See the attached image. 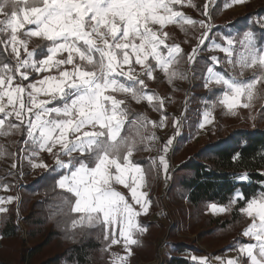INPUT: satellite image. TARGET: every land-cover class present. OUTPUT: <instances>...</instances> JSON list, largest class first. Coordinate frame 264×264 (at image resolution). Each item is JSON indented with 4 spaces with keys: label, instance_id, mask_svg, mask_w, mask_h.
<instances>
[{
    "label": "snow or ice",
    "instance_id": "snow-or-ice-1",
    "mask_svg": "<svg viewBox=\"0 0 264 264\" xmlns=\"http://www.w3.org/2000/svg\"><path fill=\"white\" fill-rule=\"evenodd\" d=\"M245 2L231 0L225 7ZM185 3L193 6L191 0H0V136L22 134L19 159L33 169L48 167L39 160L41 153L52 156V171L58 174L55 187L68 194L60 197L59 207L78 214L72 217L73 228H99L107 242L104 250L123 244L125 255L113 254L112 264H128L132 246L140 243L137 237L147 231L137 220L151 206L142 190L147 171L132 157L140 150L138 143L156 136L136 137L148 123L163 126L166 119L159 125L142 115L130 119L126 99L120 97L146 100L154 110H162L164 99L146 91L145 79H155L157 71L169 84L187 78L173 67L184 54L178 44L167 42L165 28L179 25L185 33L186 25L204 29L187 55L194 64L212 26L186 16L180 10ZM209 6L205 3L202 15L210 20ZM256 23L264 27V17ZM33 38L46 42L38 46L39 53L29 49ZM222 40L206 49L223 53L225 59L213 55L206 64L203 86L211 92L215 84L221 91L204 112L200 128L212 122L217 106L237 115L264 96V43H258L251 30L238 41L231 35ZM224 64L228 67L217 70ZM245 73L251 75L245 79ZM172 142L169 138L159 151L166 154ZM143 150H152L151 145ZM158 160V166L155 159L151 165L167 173L165 155ZM248 179L247 174L237 177L241 183ZM12 199L0 198V204ZM241 201L239 211L250 221L242 235L254 243L228 249L237 252L236 258L194 256L195 264H264V186L251 196L237 190L227 205L212 203L210 208L213 214H224ZM5 211L0 207V213Z\"/></svg>",
    "mask_w": 264,
    "mask_h": 264
},
{
    "label": "trees",
    "instance_id": "trees-1",
    "mask_svg": "<svg viewBox=\"0 0 264 264\" xmlns=\"http://www.w3.org/2000/svg\"><path fill=\"white\" fill-rule=\"evenodd\" d=\"M225 1L215 0L211 11L216 29L230 27L242 31L251 26L257 30L254 19L264 15V4L247 10L234 21L218 23L216 9ZM204 4L205 0H194V6L199 11H203ZM45 43L35 44L37 53L40 51L38 46ZM196 67L195 62L193 70ZM185 118L188 116L185 115ZM189 138L182 131L168 152L173 170L168 171L171 183L167 196L179 216V227L181 231L187 230L194 235L196 240L227 228L235 231L238 237L249 222L239 211L243 201L234 205L224 217L212 218L204 212L212 203L227 205L237 190L251 196L264 186V109L250 123L242 120L234 126H215L206 133L201 145H192ZM20 140H24L23 135ZM53 168L49 167L19 184L16 203L0 213V264H61L63 261L67 264H99L96 255L107 243L103 233L99 228H73L72 217H78V214L70 213L67 207H59L62 204L60 197L68 194L55 187L58 174L52 171ZM146 171L150 174L149 168ZM241 174H247L248 181H238L237 177ZM177 193L180 199L176 198ZM149 226L153 224L149 223ZM21 229L25 230L27 243L31 242L29 247H26ZM152 233L149 232L147 237H151ZM175 236V230L171 229L168 238ZM10 241L16 245L13 249L15 261H7L2 255L7 253L6 245ZM173 246L176 254H202L194 239H178ZM168 264L189 263L172 258Z\"/></svg>",
    "mask_w": 264,
    "mask_h": 264
},
{
    "label": "rangeland",
    "instance_id": "rangeland-1",
    "mask_svg": "<svg viewBox=\"0 0 264 264\" xmlns=\"http://www.w3.org/2000/svg\"><path fill=\"white\" fill-rule=\"evenodd\" d=\"M205 3L210 4L208 8L210 20L208 17L202 15L203 11H199L195 8L194 0H191V5L193 6H189L188 3H185V5L180 9L186 16L197 21L204 20L206 23H210L212 26L209 39L205 41L195 59L198 69L196 67V69L193 70L194 64L188 63L187 55L192 52L193 48L197 47L198 38L201 36L204 29H202L199 25L194 27L186 25L184 26L187 33L186 34L185 31L181 30L179 25H169L165 28V31L169 35L167 42L169 44H178L184 54V58H182L179 63L173 67L180 72L186 73L187 78L176 79L172 84H169L163 73L157 71L154 73L155 79H145L147 84L146 91L149 93H155L157 96L164 99L163 109L154 110L148 105L146 100L137 103L130 96L120 97L126 99V107L130 112V119L131 117L142 115L143 117H146L148 121L155 122V124L159 125L161 119L166 117V119H164L163 126L153 127L152 123H148L146 128H141L139 130V135L136 137L138 141L141 137L151 136L153 134L154 128L155 136L157 137V144L160 146V149H162L163 145L169 138H172L173 140L172 144L169 146V150L171 147H174L177 142V138L180 136L182 131H185L187 137H190L189 142L192 145H201L205 140L206 133L211 131L215 126H234L242 120L250 123L256 117V115L262 109H264V106L262 107V105H264V99L262 97H259L253 101V107L251 109H239L237 115H230L221 106H217L214 110H212V122L206 124L204 128L199 127L200 123L202 122L204 112L206 109L211 107L210 102L214 100L216 94L221 91V89L215 84L211 85V92L203 86L204 81L202 77L206 70V64L210 63L209 58L213 55L219 57L221 60L225 59L223 53L219 51H208L206 50L207 47L212 43V41L223 44L222 36L231 35L234 36L238 41L245 30L253 31L258 43H261L264 40V27H260V25L256 23L258 17L254 19V27L257 30L251 26L244 28L242 31H238L237 29L230 27L216 29L215 27L217 26H215L216 24L213 23L211 15L215 0H205ZM230 3L231 0H226L220 6V8L216 9V22L220 23L224 20L227 22L234 21L238 17L245 14L247 10H253L259 5H262L261 2L260 4L258 3V0H246V2L243 4H235L230 7H225V5ZM230 12L231 14H229ZM136 67L137 69L139 68V66ZM227 67L228 65L224 64L221 65L217 70L222 71ZM250 75L251 73H245L244 78L247 79ZM141 78L143 79L144 77ZM194 94H196L198 97H194ZM205 101H209V103L206 104ZM185 115H187L188 118H185ZM176 121L179 123L176 124ZM126 131H128L127 126ZM135 134V131H133V135ZM20 135V133H15L8 136H0V198H2L4 201H7L9 197L13 198L11 202L0 204V207L4 209H7L12 203H16L18 198V192L16 191L19 184L30 180L33 176L45 172L49 166L55 167L52 156H50L47 152L41 153L39 157V160H42L48 165L46 169H33L27 160L20 161L19 149L22 147L20 143L21 140H19ZM149 142V140H144L143 143H138V148L140 150L136 151L135 153L141 152L143 155H147V162L148 160L151 162L152 159H155L157 166L159 165L158 157L160 155H165V159L168 164L167 173H165L162 166L157 168V166L152 165L154 176L152 177L151 175V179L147 180L146 187L142 189L148 194V199L151 201V205L153 204L156 206V209L153 210L152 208V211L150 210L151 208H149L148 220L159 224L162 227V231L159 235H154L153 237L152 235L154 233L151 231L150 233H152V238L147 237V231L144 234L139 235L137 239L140 241V243L139 245L132 246L133 254L129 258L128 264H168L172 258H180L188 262L190 257L188 252L176 254L173 246L174 241L183 238L194 239L196 241V246L202 251L200 258H213L214 256H222L224 260L237 257V252L235 250L228 251V249H234L240 244L254 243V241H251L242 235L243 231L237 237L235 231L228 228L221 230L219 229L215 231L214 235L202 238L200 240H196V237L194 235H190L187 230H184L185 232L181 231L180 227L176 226L177 222L179 221V216L172 207L168 196H164L165 188L171 183V173H168V171L172 168L170 156L168 155L169 150L166 154H164L162 151L152 152L150 150H143L145 146L149 145ZM64 159L66 160L67 157H64ZM39 160H37V162H39ZM13 163H16L17 167L13 168ZM155 172L163 174L161 180H159ZM156 185L159 187L158 190H156ZM4 186H7V190H5ZM123 190L126 191L127 189ZM128 198L130 200V196ZM176 198H181L179 193L176 194ZM136 207L138 210L139 206ZM227 213L221 217L226 216ZM204 215L207 216L206 209ZM140 216L144 215L141 214ZM171 220L174 221L172 225L170 223ZM145 223H147V219ZM249 223L250 221L248 224ZM19 224L22 228L23 226L21 223ZM173 225L175 226L172 228ZM171 228L173 230L180 231H178L177 236L174 238H167L165 234H167ZM21 230V235L26 241V247H29L31 242L27 243L28 238L26 236L25 230ZM6 246L8 249L7 253L4 252V254H2L4 259L7 261H15L16 255H13V249L16 246L15 243L13 244V241H10ZM104 249L98 252L96 255L99 264H112L113 254H119L121 256L125 255L122 243L113 245L107 250ZM9 250L13 251L9 253ZM188 263L195 264V262L190 261ZM61 264L67 263L63 261ZM212 264H219V261L215 263V261L212 260ZM244 264H247V260H244Z\"/></svg>",
    "mask_w": 264,
    "mask_h": 264
},
{
    "label": "crops",
    "instance_id": "crops-1",
    "mask_svg": "<svg viewBox=\"0 0 264 264\" xmlns=\"http://www.w3.org/2000/svg\"><path fill=\"white\" fill-rule=\"evenodd\" d=\"M260 2L262 3V4H264V0H258V3L260 4ZM242 8H244V7H242ZM229 14H231V12L229 13ZM261 17H264V15L263 16H261ZM264 30V29H263ZM264 32V31H263ZM264 38V37H263ZM42 42H45V41H43L42 39H39V38H33L32 39V41L30 42V44H29V48L32 50V49H35L36 50V48H35V44H40V43H42ZM261 43H264V40H263V42H261ZM262 98L264 99V96H262ZM264 105H262V107H263ZM125 133H127V131H126V129H125ZM21 137H22V134L19 136V140L21 139ZM137 154V155H136ZM132 159L135 161V162H138V163H140V164H142L143 166H144V168H145V170L146 169H148L149 168V172H150V174H148L147 173V175H146V183H147V180H150L151 179V175H152V177L154 176V171H153V166L151 165V163H150V161L148 160V162H147V155H143V153H141V152H139V153H134V155H133V157H132ZM171 160V159H170ZM171 166H172V168H171V170H173V163L171 162ZM50 165V164H49ZM49 167H52V166H49ZM117 188H118V190L119 191H121L122 193H124L126 196H128V190H126V191H124L123 189V187L122 186H117ZM159 189V187L156 185V190H158ZM61 190V189H60ZM210 205L211 204H209L208 206H207V208H206V214H207V216H210V217H213V218H219V217H221L222 215H224V214H213V212H212V210H211V208H210ZM151 209V211H152V208H153V210L154 209H156V206L155 205H151V207H150ZM7 210V209H6ZM148 217H149V214H147V215H144V216H139L138 218H137V220H138V222L140 223V224H143V226H146L147 227V235H148V233L149 232H151V230L153 229H155L154 230V235H159L160 234V232L162 231V227L159 225V224H157V223H155V222H153V221H150V220H148ZM146 219H147V223H145V222H142V220H145L146 221ZM149 223H152L153 224V226H149ZM176 223V222H175ZM175 225H173L172 226V228L174 227ZM176 226L178 227L179 226V221L177 222V224H176ZM171 228V229H172ZM152 230V231H153ZM178 231L179 230H175V233H176V236H177V234H178ZM183 233V232H182ZM166 235V237L168 238V236H169V232H167V234H165ZM188 254L190 255V257H189V261L190 262H194L193 261V259H192V257H197V258H200L201 256L200 255H196V254H193V253H189L188 252ZM214 257H220V258H222L223 260H224V258L222 257V256H214ZM188 261V262H189ZM215 261V263H217L218 261L217 260H214Z\"/></svg>",
    "mask_w": 264,
    "mask_h": 264
},
{
    "label": "built area",
    "instance_id": "built-area-1",
    "mask_svg": "<svg viewBox=\"0 0 264 264\" xmlns=\"http://www.w3.org/2000/svg\"><path fill=\"white\" fill-rule=\"evenodd\" d=\"M153 133L155 134V129L153 128ZM149 145H151V148H152V150H150V151H154V152H158L159 151V149H160V146H158V144H157V137H156V139L154 140V141H150L149 142ZM156 173V172H155ZM156 175L158 176V178H159V180H161L162 179V177H163V174L162 173H156ZM169 187H170V185L168 184L167 185V187L165 188V192H164V196H166L167 195V191H168V189H169ZM171 225L174 223V221L173 220H171Z\"/></svg>",
    "mask_w": 264,
    "mask_h": 264
}]
</instances>
